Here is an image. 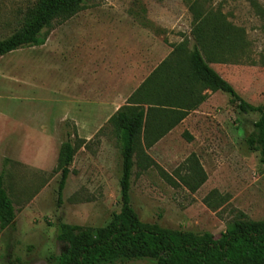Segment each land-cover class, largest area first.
<instances>
[{
	"label": "rangeland",
	"instance_id": "374dc122",
	"mask_svg": "<svg viewBox=\"0 0 264 264\" xmlns=\"http://www.w3.org/2000/svg\"><path fill=\"white\" fill-rule=\"evenodd\" d=\"M192 1L87 0V7L73 18L55 22L44 45L0 57V173L17 215L15 224L0 233V264H56L63 250L57 238L59 222L98 228L121 210L123 141L107 122L75 155L58 200L61 174L53 169L67 132L74 130L65 124L69 111L65 101L75 95L72 90L78 91L73 78L79 79L77 71L85 58L80 46L82 38L88 39L84 34L93 38L98 21H117L114 26H119V21L130 18L153 37L169 45L179 43L193 27ZM197 1L203 11L221 14L239 37L236 49L215 56L211 66L247 102L263 105L264 0ZM34 2L0 0V39L13 33ZM193 43L190 40V49ZM70 79L72 88H67ZM258 118L240 112L227 93H213L184 125L192 142L182 134L171 135L147 151L171 175L195 152L207 173L206 182L192 193L170 185L159 168L137 174L135 167L131 201L141 220L174 230L210 232L215 238L240 211L264 221V166L257 147L246 142ZM207 197L215 208L206 204Z\"/></svg>",
	"mask_w": 264,
	"mask_h": 264
},
{
	"label": "trees",
	"instance_id": "16d2710c",
	"mask_svg": "<svg viewBox=\"0 0 264 264\" xmlns=\"http://www.w3.org/2000/svg\"><path fill=\"white\" fill-rule=\"evenodd\" d=\"M86 7L87 0H35L23 12L13 33L0 39V57L21 48L44 45L55 22L70 20ZM189 8L193 14L190 36L170 44L173 48L170 55L107 121L123 141L121 210L106 226L98 228L59 222L57 238L63 243V250L56 264H107L138 259H151L156 264H264V221L250 219L242 211L215 238L210 232L197 234L144 222L132 205L135 167L137 174L159 168L170 185L183 186L192 193L206 182L207 173L195 152L175 175L164 171L147 152L209 98L205 91L225 92L240 112L258 114L246 142L257 147L264 166V104L256 106L247 102L211 66L215 56L236 49L239 37L221 14L203 11L199 1L190 2ZM190 40L194 41L191 49ZM65 124L73 125L74 130L67 132L53 169L61 174L59 202L75 155L89 142L80 137L73 120L67 119ZM182 136L188 142L194 140L187 130ZM209 198L205 199L206 204L215 208ZM16 216L4 174L0 173V233L15 224Z\"/></svg>",
	"mask_w": 264,
	"mask_h": 264
},
{
	"label": "crops",
	"instance_id": "0c3cea01",
	"mask_svg": "<svg viewBox=\"0 0 264 264\" xmlns=\"http://www.w3.org/2000/svg\"><path fill=\"white\" fill-rule=\"evenodd\" d=\"M107 23L111 26L107 27ZM115 23L117 21H98L93 38L90 33L84 34L88 39L82 38L80 46L85 58L77 71L79 79L73 78L78 91L72 90L75 95L67 96L65 101L69 109L65 119L73 120L80 137L88 141L173 50L163 40L153 37L148 28L136 25L133 19L119 21V26H114ZM122 23L126 26L122 27ZM98 24L102 26L96 29ZM98 30L100 33H96ZM68 82L66 87L72 88V79ZM193 112L163 139L182 134Z\"/></svg>",
	"mask_w": 264,
	"mask_h": 264
}]
</instances>
